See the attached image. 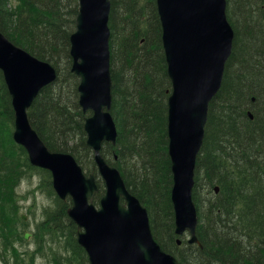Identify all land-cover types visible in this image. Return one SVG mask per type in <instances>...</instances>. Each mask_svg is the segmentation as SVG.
Instances as JSON below:
<instances>
[{"label": "trees", "instance_id": "obj_1", "mask_svg": "<svg viewBox=\"0 0 264 264\" xmlns=\"http://www.w3.org/2000/svg\"><path fill=\"white\" fill-rule=\"evenodd\" d=\"M110 1L112 115L118 139L114 146L103 145L104 158L147 208L157 242L181 264H264V0H236V6L227 0L233 51L210 104L195 178L201 247L184 239L178 245L175 235L168 152L171 81L156 0ZM78 11L79 0H0V33L56 68L58 79L39 94L30 121L50 150L73 155L98 177L84 130L88 115L79 105L80 80L72 73ZM13 126L11 97L0 71V141L8 144L0 161V264H38L40 256L47 264H89L67 213L71 202L56 198L51 184L47 192L55 207L46 208L36 225L35 251L29 260L19 253L27 223L19 214L17 189L29 171L51 174L31 166L24 148L13 141ZM98 184L97 199L105 192L102 181Z\"/></svg>", "mask_w": 264, "mask_h": 264}, {"label": "water", "instance_id": "obj_2", "mask_svg": "<svg viewBox=\"0 0 264 264\" xmlns=\"http://www.w3.org/2000/svg\"><path fill=\"white\" fill-rule=\"evenodd\" d=\"M156 2L171 81L168 152L175 234H188V243L200 246L193 199L196 164L204 144L210 103L221 90L232 54L234 30L227 16V0ZM110 10V0H79L70 51L72 73L80 78L79 105L83 113H91L84 126L87 146L106 190L99 207L94 202L100 191L95 174L87 175L74 156L51 151L30 121L28 112L34 101L44 88L57 81L56 69L0 33V71L12 100L13 140L26 150L33 166L51 172L58 197L71 199L68 216L77 226L78 244L86 251L89 264H180L156 241L148 210L129 192L121 172L102 154L103 145H116L118 138L111 114ZM30 236L26 234L25 239Z\"/></svg>", "mask_w": 264, "mask_h": 264}, {"label": "rangeland", "instance_id": "obj_3", "mask_svg": "<svg viewBox=\"0 0 264 264\" xmlns=\"http://www.w3.org/2000/svg\"><path fill=\"white\" fill-rule=\"evenodd\" d=\"M235 1L236 0H232L234 6H236ZM3 143L4 141H0V161H2V158H4V153L6 154V150L8 146V144L6 143L3 144ZM50 184L53 190L51 175L49 177L46 173L42 171H29L25 174L24 179L21 182V185L17 189L19 203L22 206V209L20 210L19 214L21 216L25 215L27 217V220L25 222L27 223L25 227L27 231L23 232V236H25V234H30V235L32 234V236H30L29 239H25L24 240L25 242L18 244L17 247L22 257H24L27 260H29L31 256L30 254L33 253L36 248L35 243L33 242V233L36 229V225L39 224L44 219V212L46 208L51 209L55 207L54 197H52L51 193L49 194V192H47V190H49L50 188ZM200 191H201V196L205 201L206 199V196L204 194L205 190L201 188ZM55 197L57 198L56 195ZM99 200L100 198L95 199V202L97 203V207L99 205ZM2 215H3V211L0 209V218ZM1 256H2V246L0 243V259L2 258ZM38 264H47V259L45 257L40 256L38 258Z\"/></svg>", "mask_w": 264, "mask_h": 264}, {"label": "bare ground", "instance_id": "obj_4", "mask_svg": "<svg viewBox=\"0 0 264 264\" xmlns=\"http://www.w3.org/2000/svg\"><path fill=\"white\" fill-rule=\"evenodd\" d=\"M209 110H210V107H209ZM208 120H209V114H208ZM208 120H207V123H206V127H207V124H208ZM197 161H198V159H197ZM196 165H197V164H196ZM175 235H176V234H175ZM176 236H177V235H176ZM177 237H178V241H177V242H178V245H180V244H179V241L182 243V241H183L182 239L188 241L189 238H190V237H189L188 235H186V234L183 235L182 237H180V236H177Z\"/></svg>", "mask_w": 264, "mask_h": 264}]
</instances>
